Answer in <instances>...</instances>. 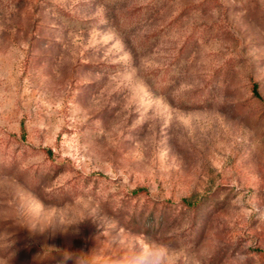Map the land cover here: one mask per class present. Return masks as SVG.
<instances>
[{"label": "rangeland", "instance_id": "374dc122", "mask_svg": "<svg viewBox=\"0 0 264 264\" xmlns=\"http://www.w3.org/2000/svg\"><path fill=\"white\" fill-rule=\"evenodd\" d=\"M149 242L264 264V0H0V264Z\"/></svg>", "mask_w": 264, "mask_h": 264}, {"label": "clouds", "instance_id": "9594fccd", "mask_svg": "<svg viewBox=\"0 0 264 264\" xmlns=\"http://www.w3.org/2000/svg\"><path fill=\"white\" fill-rule=\"evenodd\" d=\"M175 250L162 242H149L137 255L135 264H179V258L174 259ZM68 259H73L75 264H87L79 253H68L60 264H66Z\"/></svg>", "mask_w": 264, "mask_h": 264}]
</instances>
